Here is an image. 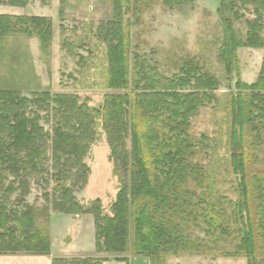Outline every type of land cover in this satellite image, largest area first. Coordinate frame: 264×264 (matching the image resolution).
Returning <instances> with one entry per match:
<instances>
[{
  "label": "rangeland",
  "instance_id": "rangeland-1",
  "mask_svg": "<svg viewBox=\"0 0 264 264\" xmlns=\"http://www.w3.org/2000/svg\"><path fill=\"white\" fill-rule=\"evenodd\" d=\"M220 1L120 0L116 9L115 0H0V92L14 91L28 97L40 92L76 94L90 108H97L105 94L118 91L109 87L107 57L111 32L108 24L115 17L120 18L125 35L132 81L137 82L135 74L140 73L142 79L151 77L164 82L192 61L219 80V85L210 91L214 102L202 105L188 123L190 140L203 138L202 146L195 148L190 159L200 174L192 172L177 187L176 208L166 210L165 215V224L176 230L187 248L177 252L166 249L151 259L131 252L97 255L92 214L62 213L49 204V211L40 216L37 208L47 204L43 198L47 187L42 180H29L30 192L25 194L14 178L4 175L0 177V205L5 207L0 209L1 217L10 221L15 214L31 219L33 224L19 229L9 222L8 226L15 228L14 240L0 239V253L31 255L39 251L32 247L33 243L47 236L49 253L54 251V258L109 257L104 264H248L243 254H236L239 231L247 226L252 230L256 259H264V119L254 114L249 124L238 129L236 137L240 143L242 134L238 144L241 151L235 152L243 155L245 179L252 181L242 214L237 207L242 199L238 193L241 177L231 166L234 152L229 135L231 98L238 93L235 70H240L242 81L253 82L264 48L237 47L228 60L232 70L227 75L221 56L226 20L235 30L234 36L242 40L249 26L247 20L251 21L255 14L253 6L242 8L234 2L230 5L232 0H224L222 6ZM260 16L264 35V9ZM189 17L196 21L191 42L171 36L170 31L180 28ZM42 18L48 21H39ZM47 22L50 37L45 49L40 43ZM130 87L134 88L135 83L131 82ZM243 99L244 105L250 101L249 97ZM97 121L95 140L82 160L88 169L85 184H78L75 197L86 207L87 202L99 199L102 213L111 216L119 183L106 135ZM40 123L49 129L48 123ZM10 186L13 190L8 189ZM17 242H21L18 250ZM123 256L126 261L114 258Z\"/></svg>",
  "mask_w": 264,
  "mask_h": 264
},
{
  "label": "trees",
  "instance_id": "trees-1",
  "mask_svg": "<svg viewBox=\"0 0 264 264\" xmlns=\"http://www.w3.org/2000/svg\"><path fill=\"white\" fill-rule=\"evenodd\" d=\"M119 1L115 0L116 9H119ZM181 1L166 0V3ZM232 2L242 8L253 6L255 16L251 21L247 20L249 26L242 40L234 36L236 32L226 20L221 56L226 62L227 75L232 70L228 60L237 47L264 48L260 16L264 0H232L230 5ZM220 4L223 6L224 0ZM235 14L240 17L237 11ZM39 21L46 23L48 20L42 18ZM108 25L111 27L107 41L109 87L118 91L105 94L97 108H90L76 94L40 92L28 97L14 91L0 92V177L14 178V183L18 182L25 194L30 192L29 180L41 179L47 187L43 193L47 204L37 208L40 216L49 211V204L51 209L62 213L92 214L97 255L131 252L151 259L166 249L177 252L187 248L176 230L165 224V215L166 210L176 208L177 187L192 172L200 174L199 167L190 159L195 148L202 146L203 138L192 142L187 134L188 123L202 105L214 102L210 91L219 85V80L192 61L164 82L151 77L142 79L140 73L135 74L137 82L132 81L121 20L115 17ZM44 27L40 46L46 49L50 37L48 22ZM235 71L238 93L231 98L229 135L234 152L231 166L241 177L238 193L243 200L237 207L242 214L247 208V193L252 181L245 179L244 158L238 147L242 134L240 143L236 137L238 129L249 124L254 114H259L256 118L264 119V58L251 83L241 80L239 69ZM131 82L135 83L134 88L130 87ZM243 96L249 97L246 105ZM98 119L109 144L110 160L119 183L111 204V216L102 213L99 199L87 202L89 206L86 207L75 197V189L80 188L78 184H85L88 169L82 160L88 145L95 140ZM40 120L48 123L49 129H45ZM236 149L240 151L235 152ZM8 189L13 190V187ZM0 209L5 210L3 204ZM13 215L10 221L0 215V239L14 240L15 228L8 226L11 221L19 229L33 224L27 217ZM239 232L236 254H243L248 264L264 262V259H256L252 230L244 226ZM38 233L44 236L39 230ZM40 240L33 243L32 247L39 251L32 254L49 255L48 237ZM20 245L21 242L16 243L17 250ZM108 258L58 257L52 258L51 264H103ZM114 258L127 260L125 256Z\"/></svg>",
  "mask_w": 264,
  "mask_h": 264
},
{
  "label": "crops",
  "instance_id": "crops-1",
  "mask_svg": "<svg viewBox=\"0 0 264 264\" xmlns=\"http://www.w3.org/2000/svg\"><path fill=\"white\" fill-rule=\"evenodd\" d=\"M93 247H94V244H93ZM75 248L76 247L72 248V250L73 249L75 250ZM80 250L82 249L79 248L78 251ZM53 252L49 253V255L0 253V264H51V259L54 258ZM80 253L85 254L84 250H82ZM62 254H66L65 251H62Z\"/></svg>",
  "mask_w": 264,
  "mask_h": 264
},
{
  "label": "clouds",
  "instance_id": "clouds-1",
  "mask_svg": "<svg viewBox=\"0 0 264 264\" xmlns=\"http://www.w3.org/2000/svg\"><path fill=\"white\" fill-rule=\"evenodd\" d=\"M195 26L196 21L194 18H186L180 28L170 31V35L176 39H186L190 43L193 38L192 33L194 32Z\"/></svg>",
  "mask_w": 264,
  "mask_h": 264
}]
</instances>
